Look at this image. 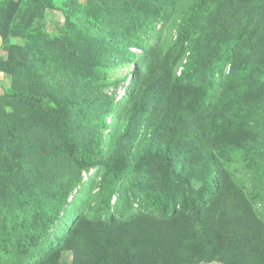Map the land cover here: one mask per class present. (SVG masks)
Wrapping results in <instances>:
<instances>
[{
	"label": "rangeland",
	"instance_id": "obj_1",
	"mask_svg": "<svg viewBox=\"0 0 264 264\" xmlns=\"http://www.w3.org/2000/svg\"><path fill=\"white\" fill-rule=\"evenodd\" d=\"M98 1L110 8L114 0H0V59L9 60L7 64L0 61V223L11 211L19 215V220L27 215L33 219L38 217L40 208L31 201L38 199L42 204L47 200L51 202V188L54 185L47 181V177L50 178L56 171L51 165L62 166L61 179H58L60 185L64 186L71 177L77 175V168L67 154L59 151L65 144L66 129L62 125L64 118L58 112L60 100L51 93L58 96L60 94L58 89L62 86H59L58 79L67 66L65 58L77 59L84 56L85 59L80 61L86 66L91 58L90 53L94 51L91 45H79L78 39L74 43L75 36L71 28L75 26L83 29L86 36H90L102 34L106 27L113 26L112 14L103 7L98 9L95 6ZM178 1L179 11L175 16L157 24L156 30L147 36L134 32L128 25L129 31L126 32L121 26L118 32L111 29L114 31L111 35L116 32L128 38L129 34H133L138 43L147 49L142 56V49L136 46L130 48V52L136 55L123 57L120 53L109 52L108 61L102 66H96L93 76L78 75L76 95L84 96L88 101L76 103L66 124L71 125L81 144L91 149L97 146L98 156L115 158V140L120 127L128 120L133 123L141 120L138 113L132 115L133 105L136 103L137 106L142 102L143 92L148 96L149 91L155 88L156 98L153 99L146 121L157 128L158 140L164 142L167 136L170 138L167 147L181 148L180 142L173 137L176 133L174 124H180L179 130L182 132L187 130L188 125L184 121L191 122L193 116L201 115L203 120H207L203 129L204 139L196 142L199 146L196 145L195 148L205 149L212 145L210 139L215 142L219 140L212 146L227 152L222 159L223 167L227 168L239 186H247L243 176V164L247 161V154L244 152L250 151L248 160L252 161L258 151L264 148V41L261 40L264 38V22L256 38L248 46L242 45L244 50L240 49L241 59L235 65L237 70L233 76L229 74L232 68L230 64L215 63L211 66L207 63L206 58L213 53V44L216 42L207 33L215 23H221V30L232 26L237 13L230 21L226 18L234 10L226 13L221 7L211 11L213 14L210 18H191L193 22L202 19L207 23L196 33L201 26L200 22H196L190 33L183 34L178 32V23L185 0ZM234 1L241 6L247 0ZM209 15L210 12L207 13ZM254 18H262L264 21V6ZM119 20L122 26H126V21H122V18ZM186 35L188 36L185 40ZM259 45L262 47L257 51L256 64L250 68L249 60ZM50 49L62 50V66L51 65L47 63V56H39L40 51L47 54ZM41 58L46 59L41 61ZM167 65L173 68V78L169 81L171 87L159 91V87L157 89L153 82ZM57 67L58 71L53 80L47 77V82H42L39 74ZM229 76L233 78L229 79ZM100 78L109 82L105 88L98 89ZM115 81L116 87L113 86ZM113 94L114 101H104ZM200 94L206 99L205 104L200 103ZM39 95L44 97V105L51 111L52 120L44 116L38 108L31 106H38ZM112 106L113 112L105 117L107 126L104 127L95 116L105 113ZM244 115L248 116L247 121L243 120ZM91 121H94L97 133L102 130V141L99 144L96 143V135L91 131ZM80 122L82 123L77 128L76 125ZM33 128L38 132L29 141L28 131ZM159 145V142L144 144L138 148L134 157L154 150ZM51 150L59 153L49 157ZM198 156V150L194 148L186 149L184 153V161L191 168L192 185L195 188H199L202 183L200 171L194 169ZM63 157L65 160H62ZM2 163L14 166L17 173L12 177L5 175ZM102 171V168H91L88 172L81 173L82 183L69 196L55 231L65 223L69 226L72 214L89 216L87 204L98 203L104 193L98 185ZM171 178L172 175L162 160H146L142 172L126 174L118 187L123 194L129 183L140 181L144 185L154 184L155 187L168 190L172 184ZM118 195L112 197V205L118 200L121 203L124 201V197L120 200ZM256 206L259 204L254 202L253 207ZM261 220L264 222V218ZM2 257L3 250L0 247V259ZM73 257V252L64 250L51 263L74 264ZM198 264L223 263L215 257L211 261L204 260Z\"/></svg>",
	"mask_w": 264,
	"mask_h": 264
},
{
	"label": "trees",
	"instance_id": "obj_2",
	"mask_svg": "<svg viewBox=\"0 0 264 264\" xmlns=\"http://www.w3.org/2000/svg\"><path fill=\"white\" fill-rule=\"evenodd\" d=\"M178 2V0H114L112 6L107 8L98 1L95 4L98 9L103 7L112 14L113 26L106 27L102 34L90 36H86L83 29L75 26L71 28L75 36L74 43L77 41L75 39H78L79 45H91L94 51L90 53L91 58L86 66L80 61L82 58L85 59L84 56L64 59L67 66L58 79L59 86H62L58 89L60 94L58 96L53 92L51 95L59 98L58 112L65 122H62L66 129L65 144L59 151L67 154L77 168V175L71 177L64 186L60 185L58 179H61L62 166L51 165L56 169L53 176L47 177V181L54 185L51 188L53 193L51 202L47 200L42 204L38 199L31 201L40 208L37 219L29 218L27 215L19 220L18 214L8 212L0 223V247L3 250L0 264H54L51 261L58 259L64 250L73 252L74 264H198L204 260L211 261L215 257L223 264H264V222L261 220L264 218V148L261 151H258L261 148L257 150L258 153L252 161L248 160L250 151L245 150L247 161L245 160L243 164V176L248 184L239 186L227 168L223 167L222 159L227 152L212 146L219 140L215 142L210 139L212 145L205 149L195 148L196 145L199 146L196 142L204 139L203 129L207 120H203L201 115L193 116L191 122L184 121L188 125L187 130H181L182 132L179 130L180 124H174L176 133L173 137L182 147H176L177 149L167 147L170 138L166 136V140L160 142L157 128L146 121L153 106V99L156 98L155 88L149 91L148 96L143 92L142 102L137 106L136 103L133 105L132 115L138 113L141 120L137 123L128 120L120 127L118 138L115 140V158L98 156V147L91 149L81 144L73 133L74 129L70 124L68 126L66 124L76 103L88 101L86 97L76 95L78 75L93 76L95 67L102 66L108 61L109 52L114 51L120 53V56L127 57L136 55L130 52V48L136 46L142 49L140 54L142 56L147 49L138 43L133 34L126 38L116 32L111 35V32H118L120 26L126 32L129 31V26L134 32L147 36L156 30L157 24L175 16L179 11ZM262 6L264 0H247L241 6L234 0H185L179 15L178 32L190 33L195 28V23L200 22L201 26L196 32L198 33L207 22L202 19L193 22L191 18H210L213 14L211 11L221 7L226 13H231L233 9L234 12L226 18L231 21L230 18L237 13L232 26L221 30V23H215L207 33L208 37H213L216 42L213 44V53L206 60L211 66L215 63L230 64L232 68L229 74L234 76L237 70L235 65L241 59V50H244L242 45L248 46L252 39L256 38L264 22L262 18H254ZM209 12L210 15L207 16ZM119 18L126 21V26H122ZM261 40L264 41V38ZM261 47L262 45H259L253 52L254 56L249 60L250 68L256 64L257 51ZM61 51L50 49L47 54L40 51L39 56H47V63L51 65L62 66L60 61L64 53ZM41 59L43 61L46 58ZM0 61L3 64L9 62L7 59ZM57 71L58 67L48 72L42 71L39 76L42 82L46 83L47 77L53 80ZM172 75L173 68L167 65L162 69V73L155 77L153 83L157 89L159 87V91H163L171 87L169 81L172 80ZM232 78L229 76V79ZM108 84L104 78H100L97 86L100 89ZM113 86H117V81ZM200 96V103L205 104L203 94ZM114 97L115 94L106 97L104 101L107 103L114 101ZM37 100L38 106H31L38 108L44 116L52 120L51 111L44 105V97L39 95ZM113 109V106L108 107L105 113L101 112L95 116L98 123L100 121L106 127L105 117L112 113ZM247 119L248 116L244 115L243 120ZM81 123L76 127L78 128ZM89 124L91 131L96 135V143L99 144L102 141V130H98L97 133L94 121ZM36 132L38 131L35 128L29 129V141L36 137ZM154 142H159L160 145L154 150L134 157L139 147L144 144L152 145ZM192 148L198 150L199 154L194 166L202 176L199 188L192 185L191 168L186 166L184 161L186 149ZM57 153L59 152L51 150L49 157ZM62 160H65L64 157ZM146 160H162L166 164L172 175V184L168 190L155 187L154 184L144 185L140 181H134L129 183L121 194L118 186L122 179H125L128 173L142 172ZM1 167L5 175L12 177L17 173L14 166L2 163ZM91 168L103 170L98 184L104 192L102 197L98 203L87 204L89 216L72 214L70 225L65 223L55 231L69 196L74 189L78 190L77 186L82 183L81 173L88 172ZM116 194H119L120 200L123 196L124 201L121 203L118 200L112 205L111 199ZM30 197L33 198V195L30 194ZM254 202L259 206L253 207Z\"/></svg>",
	"mask_w": 264,
	"mask_h": 264
}]
</instances>
